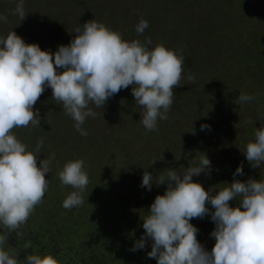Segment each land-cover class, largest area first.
Segmentation results:
<instances>
[{
    "label": "rangeland",
    "instance_id": "374dc122",
    "mask_svg": "<svg viewBox=\"0 0 264 264\" xmlns=\"http://www.w3.org/2000/svg\"><path fill=\"white\" fill-rule=\"evenodd\" d=\"M257 1L252 5L264 11V0ZM17 2L0 0V15L8 17L7 23L0 22L2 36L14 30L26 43L55 53L58 46L70 43L75 27L95 19L119 32L124 40L143 42L150 38V48L163 44L181 53L184 78L182 86L174 89L176 106L171 115L158 121V131L153 132H147L139 122L143 109L135 103L131 86L110 98L104 108L90 105L97 115L87 118L82 126L87 136L76 131L74 121L47 88L34 106L41 125L30 126V130L16 128L13 133L30 151L43 139L39 160L55 153L51 173L46 175L49 190L22 232L9 236L6 247H21L22 257L32 251L30 254H51L58 261L61 257L57 255L64 253L71 258L80 249L83 264H157L147 256L151 242L145 249L130 251L144 235L142 220L147 209L166 189V185L155 184L151 191L142 188L145 170L153 177L167 168L183 171L197 166L203 153L211 161L212 171L193 180L206 191H218L227 186L223 183H232L241 164L244 175L236 179H264V166L253 169L243 154L245 145L255 140V128L264 123V24L257 27V15L251 14V18V8L245 3L24 0L28 15L21 22L13 15ZM141 18L149 27L138 35L135 26ZM190 73L194 83L187 79ZM241 93L255 99L241 107L236 104ZM201 125H209L210 130L202 131ZM77 159L86 162L89 183L83 193L84 204L66 210L62 201L74 189L62 187L57 172L66 162ZM153 161L156 163L151 165ZM122 201L132 206L125 207ZM230 205L237 207L238 201ZM207 207L214 211L211 205ZM190 222L199 229L198 241L211 251L215 240L210 233L215 225L210 216Z\"/></svg>",
    "mask_w": 264,
    "mask_h": 264
},
{
    "label": "clouds",
    "instance_id": "9594fccd",
    "mask_svg": "<svg viewBox=\"0 0 264 264\" xmlns=\"http://www.w3.org/2000/svg\"><path fill=\"white\" fill-rule=\"evenodd\" d=\"M13 15L21 22L25 20L28 14L24 0H18ZM0 22L7 23L8 17L0 15ZM148 27L141 18L135 31L142 35ZM73 31L70 43L58 46L55 53L26 43L14 30L0 35V264H60L51 254H25L21 261L18 249L6 247L9 236L22 232L49 190L46 175L51 173L55 153L39 160L43 139L30 151L13 133L16 128L30 130V126L41 125L39 110L34 111V106L47 88L64 114L74 121L76 131L87 136L82 126L87 118L97 115L90 105L104 108L110 98L129 86L135 103L143 109L139 122L147 132L158 131V121L168 119L174 89L182 86L181 53L163 44L150 48V38L143 42L124 40L119 32L95 19ZM187 79L195 82L191 73ZM254 99L241 93L236 104L242 107ZM206 129L210 126L201 125L202 131ZM254 136L243 154L253 169H261L264 123L255 128ZM211 171V161L203 153L197 166L183 171L167 168L153 177L145 170L142 188L151 191L155 184L166 185V189L147 209L142 220L144 235L130 251L145 249L151 242L147 256L157 264H264V179H236L244 175L241 164L232 183H223L227 186L218 191H206L193 177L210 175ZM57 176L62 187L74 189L62 201V207H81L89 183L85 162L68 161ZM233 200L238 201L237 207L230 205ZM206 216L215 225L210 233L215 240L211 251L198 241L199 229L190 222Z\"/></svg>",
    "mask_w": 264,
    "mask_h": 264
},
{
    "label": "trees",
    "instance_id": "16d2710c",
    "mask_svg": "<svg viewBox=\"0 0 264 264\" xmlns=\"http://www.w3.org/2000/svg\"><path fill=\"white\" fill-rule=\"evenodd\" d=\"M237 1H241V3L242 4H246L247 5V7H248V9H250L251 8V13L249 14V16L251 17V14L252 15H257V21H258V23H257V27L258 26H261V24H264V11H263V8H260V9H256V7H255V5H252V4H258V1L257 0H237ZM252 18V17H251ZM165 46V45H164ZM175 104H172V106H171V108H170V111L168 112L170 115H171V113H172V111H173V109L175 108ZM51 109V108H50ZM93 131L92 130H89V133L91 134ZM92 137L93 136H95V134H92L91 135ZM75 139L76 140H79V138H78V136L77 137H75ZM76 149V148H75ZM76 150H79V149H76ZM82 152H84V150H81V153ZM85 164H86V162H85ZM121 204H123L125 207H129V206H132L131 205V203L130 202H128V201H122V203ZM71 231H73V227H72V229H71ZM69 231H67V233H68ZM78 243H79V241H78ZM18 246V245H17ZM40 246V245H39ZM83 246V245H82ZM41 248L42 247H44V246H40ZM81 247V246H80ZM83 247H85V246H83ZM62 248V247H61ZM16 249H18L19 251H20V253H21V257H20V259H21V261H23L22 259L24 258V257H22V255H23V253H22V250H21V247L20 248H18V247H16ZM44 250H45V248H44ZM33 251H35V250H33ZM30 252H32V251H30ZM30 252H29V254H30ZM79 252H80V249L79 250H77V254L76 255H74V254H71V258H68L67 256H65V254L63 253V256H62V254H60V255H57V256H60L61 258L59 259L60 261H61V264H83L82 262V260L80 259V257H79ZM126 252V251H125ZM25 254H27V252H25ZM24 254V255H25Z\"/></svg>",
    "mask_w": 264,
    "mask_h": 264
}]
</instances>
